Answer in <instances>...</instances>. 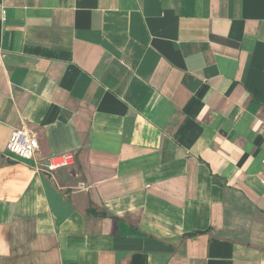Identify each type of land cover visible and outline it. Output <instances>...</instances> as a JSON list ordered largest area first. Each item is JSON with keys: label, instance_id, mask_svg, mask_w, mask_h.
I'll list each match as a JSON object with an SVG mask.
<instances>
[{"label": "crops", "instance_id": "crops-1", "mask_svg": "<svg viewBox=\"0 0 264 264\" xmlns=\"http://www.w3.org/2000/svg\"><path fill=\"white\" fill-rule=\"evenodd\" d=\"M262 159L264 0H0V264H264Z\"/></svg>", "mask_w": 264, "mask_h": 264}, {"label": "built area", "instance_id": "built-area-1", "mask_svg": "<svg viewBox=\"0 0 264 264\" xmlns=\"http://www.w3.org/2000/svg\"><path fill=\"white\" fill-rule=\"evenodd\" d=\"M6 150L12 155L23 159H32L40 153L37 138L30 130L22 127L11 131ZM75 158L73 151L51 155L46 157L44 161L36 160V169L37 171H43L45 174H52L58 169L73 165ZM262 162L264 164V159H262Z\"/></svg>", "mask_w": 264, "mask_h": 264}]
</instances>
